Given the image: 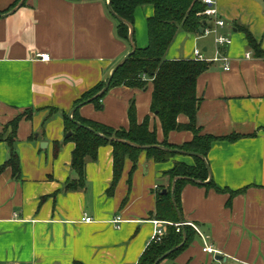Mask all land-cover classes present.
Instances as JSON below:
<instances>
[{
	"label": "crops",
	"instance_id": "0c3cea01",
	"mask_svg": "<svg viewBox=\"0 0 264 264\" xmlns=\"http://www.w3.org/2000/svg\"><path fill=\"white\" fill-rule=\"evenodd\" d=\"M216 2L227 22L221 31L233 38L224 48L231 69L216 62L200 75L197 121L203 134L217 137L207 156L216 184L240 192L231 196L188 183L182 192L183 219L197 236L178 257L162 264H264V0ZM153 14L152 5L135 11V42L140 47L149 44L148 18ZM117 26L109 0H0V134L9 135V122L32 111L17 127L20 175L10 166L2 168L11 151L0 140V264H138L158 226L150 213L156 211L157 192L170 184L165 171L175 160L195 162L189 155L156 162L142 152L130 176L133 161L128 157L110 194L114 154L111 145H103L96 160L87 158L86 185L66 187L78 177L72 167L75 143L66 141L70 135L63 115L74 109L80 117L128 129L135 100L139 122L150 115L160 143L167 139L183 145L194 138L191 130L165 136L151 112V79L145 88H109L100 107L92 101L75 106L86 92L107 81L132 50ZM246 29L261 54L249 43ZM197 37L180 29L167 59H194L196 48L213 56L214 39L198 47ZM39 53H49L51 59L45 61ZM178 120L190 121L185 114ZM55 141L62 144L58 155ZM85 215L93 221H84ZM117 216L123 218L120 228L113 223ZM205 242L219 252H204Z\"/></svg>",
	"mask_w": 264,
	"mask_h": 264
},
{
	"label": "trees",
	"instance_id": "16d2710c",
	"mask_svg": "<svg viewBox=\"0 0 264 264\" xmlns=\"http://www.w3.org/2000/svg\"><path fill=\"white\" fill-rule=\"evenodd\" d=\"M111 4L117 14L130 21L133 25L135 23V11L139 6L152 5L154 14L148 18L149 44L145 47H140L136 44V50L114 73L109 88L120 85L145 88L151 79L153 83L151 112L155 113L160 119L165 136L168 137L173 130H191L194 133V138L183 145H174L167 139L160 143L157 129L151 128L150 115H147L142 122H139L135 100L131 102L129 108L130 127L128 129H115L80 117L77 110L72 117L64 113L66 131L72 132L66 141L70 140L75 143L72 167L78 174L77 178L67 182L66 187L69 190H78L86 185L87 158L96 160L99 148L103 145H111L113 147L114 180L108 190L110 194L114 192L122 176L125 160L128 157L133 161L130 175L132 176L142 152H146L147 156L156 162H167L178 155H184L175 149L203 154L206 160L194 156L195 162L193 164L175 160L174 166L164 173L169 176L170 184L167 188L164 187L157 192L156 211L150 213V218L168 222L166 224V232L160 241H152L148 245L138 263L154 264L165 252L174 249L159 263L162 264L165 259L178 257L191 245L197 236V231L191 225L181 226L180 231L177 230L176 226L177 223L181 222L178 210L183 215L182 192L188 183H195L210 189L214 188L219 192H229L231 196L240 192V190L232 191L231 189L220 188L213 177L208 183H203L210 177L207 156L212 143L217 137L201 133L202 129L198 126L197 111L201 98L197 95V82L200 75L211 67L212 62L194 59H167L168 50L180 29L196 34L206 24V16H204L203 11L207 5L203 0H111ZM117 22L119 37L130 42L129 25L118 19ZM245 32L251 46L257 50V53L261 54L262 51L254 36L247 29ZM106 83L107 81H102L86 92L83 97L77 100L75 106L89 102V99L98 94ZM105 93L92 100L97 107L101 106L100 100ZM54 111L56 109H53L51 114ZM180 114L187 115L190 121L186 124L180 123L178 120ZM23 116L31 117L32 111H27L9 122L7 128L11 126L12 129L9 135L6 136L4 132L0 134V140H6L11 151V157L2 168L12 167L16 176L20 175L21 166L15 146V138L18 123ZM111 137L128 140L139 146L121 140L110 139ZM232 138H236V136ZM145 145H150V147H141ZM153 145H162L164 147ZM61 147V142L55 141L54 155L59 154ZM178 176L185 178L177 179L173 189V180ZM187 177L193 178V180ZM164 189L167 190V193H162ZM182 243L183 245H181ZM179 245L181 246L179 247ZM151 251H153V254L148 255ZM74 264L84 263L75 261Z\"/></svg>",
	"mask_w": 264,
	"mask_h": 264
},
{
	"label": "built area",
	"instance_id": "2783aa9c",
	"mask_svg": "<svg viewBox=\"0 0 264 264\" xmlns=\"http://www.w3.org/2000/svg\"><path fill=\"white\" fill-rule=\"evenodd\" d=\"M203 2L207 5L205 10L203 11L204 16H206V24L202 26V31L197 34L199 37H207L209 35L214 36V44H215V53L213 56L209 57L207 52H205L202 48H196L194 50V60H202L209 61L212 63L223 62L224 69H231V57L224 51L225 47L230 46L233 43V38L221 31L227 24L226 19L221 15L218 10L216 0H203ZM43 60L49 61L51 59V55L49 53H39L38 54ZM246 57H252V52H247ZM83 220L86 222H92L93 218L91 216L85 215ZM123 221L122 216H117L113 219V223H115L117 228L121 227V223ZM158 226L155 229V232L152 236V241H160L163 235L166 232V221H158L155 220ZM165 224V226H160V224ZM184 224L177 223V230L180 231L181 226H185ZM203 236V235H202ZM204 252L208 253H218V249L214 248L212 245L205 242V246L203 247Z\"/></svg>",
	"mask_w": 264,
	"mask_h": 264
},
{
	"label": "water",
	"instance_id": "95a60500",
	"mask_svg": "<svg viewBox=\"0 0 264 264\" xmlns=\"http://www.w3.org/2000/svg\"><path fill=\"white\" fill-rule=\"evenodd\" d=\"M21 5V2L16 6V7H14L12 10H15L17 7H19ZM109 8H110V11H111V13L118 19V20H120L121 22H124V23H126V24H128L129 25V27H130V36H129V39H130V43H131V45H132V50L117 64V66L114 68V70L112 71V73H111V75L109 76V78H108V80H107V83H106V85H105V87L98 93V94H96L95 96H93L91 99H89V101H92V100H94V99H96V98H98V97H100L101 95H103L108 89H109V87H110V84H111V81H112V78H113V76H114V73L116 72V70L122 65V64H124V62H126V60L129 58V56L136 50V42H135V40H134V25L130 22V21H128V20H126V19H124L123 17H121L119 14H117L115 11H114V9H113V7H112V4H111V0H109ZM200 32L202 31V27L200 28V30H199ZM75 111V109L71 112V115H70V117H72L73 116V112ZM91 130H94V129H92V128H90ZM71 133L72 132H69L68 133V135H71ZM110 139H116V140H121V141H123V142H127V143H132V142H130V141H128V140H123V139H117V138H110ZM132 144H134V145H136V146H139V145H137L136 143H132ZM153 146H157V147H164V146H162V145H153ZM141 147H143V148H147V147H150V145H145V146H141ZM176 151H178L179 153H181V154H184V155H189V156H198V157H201V158H203L204 160H206V157L203 155V154H201V153H198V152H194V151H187V150H183V149H175ZM208 170H209V173H210V177H209V179L207 180V181H204L203 183L204 184H206V183H208L210 180H211V178L213 177L212 176V170H211V167L208 165ZM179 178H185V177H180V176H178V177H176L174 180H173V189L175 188V183H176V181H177V179H179ZM188 179H190V180H193V178H190V177H187ZM162 193H167V190L166 189H164L163 190V192ZM174 196V195H173ZM174 201H175V199H174ZM177 206V205H176ZM178 212H179V216H180V220H181V224H184L185 223V221H184V219H183V215H182V213L178 210ZM185 238H186V235H185ZM184 243V242H183ZM183 243L181 244V245H183ZM181 245H179V247L181 246ZM174 249H172V250H170V251H168V252H166L165 254H163L161 257H159L156 261H155V263L154 264H159L164 258H166L172 251H173ZM216 259H218V260H222L223 259V257L221 256V255H217L216 256ZM225 260H227L226 258H224Z\"/></svg>",
	"mask_w": 264,
	"mask_h": 264
},
{
	"label": "rangeland",
	"instance_id": "374dc122",
	"mask_svg": "<svg viewBox=\"0 0 264 264\" xmlns=\"http://www.w3.org/2000/svg\"><path fill=\"white\" fill-rule=\"evenodd\" d=\"M194 39H195V36H194ZM198 41H196V45L198 47H201L203 43H212L213 42V39H214V36L213 35H209L207 37H201V38H196ZM202 133V131H201ZM195 229V228H194ZM170 251V250H169ZM168 252V251H167ZM173 252V251H172ZM166 253V252H165ZM153 254V251H151L148 255H152ZM164 261H167V259H165ZM163 263V262H162ZM169 264H171V262L169 261L168 262ZM227 264V263H225Z\"/></svg>",
	"mask_w": 264,
	"mask_h": 264
}]
</instances>
